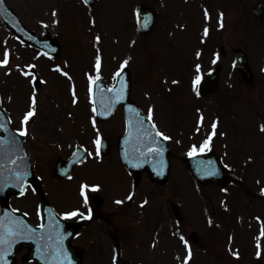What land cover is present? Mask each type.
<instances>
[{
	"label": "rangeland",
	"instance_id": "374dc122",
	"mask_svg": "<svg viewBox=\"0 0 264 264\" xmlns=\"http://www.w3.org/2000/svg\"><path fill=\"white\" fill-rule=\"evenodd\" d=\"M6 3L27 27L40 36L46 32L56 36L58 32L61 40V59L53 63L39 60L36 51L17 44L0 22V56L3 50L9 55L8 63L1 64L4 60L0 62V106L10 100L7 109L16 118L24 112L26 115L33 111L35 118L30 123L26 147L44 182L54 159L72 150L71 141L87 144L85 134L75 136L73 132L80 127L88 128L85 77L91 73L93 79L102 76L108 83L116 60H123L133 71L134 99L145 112L153 111L158 125L172 136L174 154L180 157L185 149L197 146L191 142L198 137L216 133L214 138H217L219 132L221 139L218 138L217 142L214 139L216 145L213 143V150L216 149L222 157L226 152L229 170L238 176L226 189L201 187L187 178V172L181 169L183 163L181 160L176 162V158L173 160L176 174L168 185L155 189L156 186L143 182L136 190L129 188L125 198L120 193L114 203L104 208L110 222L117 223L121 228H142L141 219L137 217L140 214L135 209L139 203L145 202L148 205L146 218L151 221L149 233L151 227L160 225V233L166 234L158 236V241L152 246L141 244L136 252L134 246L133 250L127 248L130 257L137 255L131 260L141 264H150V260L156 264H168L167 260L173 259L175 261L170 264L177 261V264H185V261L187 264H264V237L260 234L264 231V132L259 130L264 127V70L261 68L264 62L261 40L264 42V34L260 36L257 33L260 25L251 14L253 6L264 4V0H97L94 11L85 8L81 0H6ZM144 3L157 9L158 15L154 33L145 39L132 34L131 15ZM243 19L246 20L245 26ZM130 37L133 39L129 42ZM257 37L263 39L259 41ZM138 39L144 41L139 42ZM221 46L227 56L220 59L222 77L218 92L214 96L198 98L194 88L198 76L196 69L200 67L207 73L215 64L211 53L219 56ZM237 46L245 49L250 58L255 79L252 86L243 84L229 63V49ZM140 48L144 51L134 52ZM99 58L103 61L99 62ZM62 60L69 63L67 71L76 87L82 90L77 97L65 79L66 72L56 75L50 70L55 64L63 66L60 63ZM96 64L101 67L97 72ZM32 69L39 78L42 76L45 79V83L38 88L28 86L32 83L29 74ZM167 70L171 73L167 74ZM176 79L180 80V84L175 83L178 82ZM174 88L185 92L178 96ZM188 90L197 97L192 99L193 102L186 93ZM202 116L203 126L200 135H197L196 129ZM111 124V128L104 133L115 144L119 118ZM259 156H262L260 160ZM177 166H181L179 170ZM79 171L80 177L75 178V182L95 183L101 190H104L103 186L110 188L114 185L116 176L110 166L97 168L85 164ZM69 189L68 186H61L51 193L56 207L68 206L69 201L64 195L68 193L64 191ZM114 192L108 191L107 196L115 197ZM35 202L30 193L23 199L12 201L15 207L32 215ZM171 203L183 206L189 224L177 226L173 221ZM98 213L101 211L98 210ZM178 228L185 235L178 232ZM191 231H197L201 241L198 245L192 244L194 251L189 260L184 257L180 239L188 240L187 235ZM231 235L234 242L230 240ZM122 236L127 239L133 237L131 234ZM104 246L108 248V244ZM255 249L263 250L262 256L257 259H253ZM231 252L240 255L239 262ZM154 255L159 257L157 262ZM84 264L98 263L86 260ZM114 264L128 263L122 260Z\"/></svg>",
	"mask_w": 264,
	"mask_h": 264
},
{
	"label": "snow or ice",
	"instance_id": "6c2138e0",
	"mask_svg": "<svg viewBox=\"0 0 264 264\" xmlns=\"http://www.w3.org/2000/svg\"><path fill=\"white\" fill-rule=\"evenodd\" d=\"M207 15V14H206ZM223 25L221 24V27H222ZM205 35H207V29H205ZM4 63H7V54H5V60H4ZM196 82L198 83L199 82V78L197 77V80H196ZM34 113L32 112V111H29L27 114H26V116H25V122L28 120V118L29 117H31L32 115H33ZM213 129H215V124H213ZM262 131H264V128H262L261 129ZM25 133L24 132H21L20 133V135H24ZM97 143H99V141H97ZM202 147H207V142L205 143V145L204 146H202ZM82 195H83V191H82V193H81ZM75 213H73V215H74ZM191 254L189 253V256H190ZM114 261H115V258H114ZM185 264H187V261H185Z\"/></svg>",
	"mask_w": 264,
	"mask_h": 264
},
{
	"label": "flooded vegetation",
	"instance_id": "af4514ba",
	"mask_svg": "<svg viewBox=\"0 0 264 264\" xmlns=\"http://www.w3.org/2000/svg\"><path fill=\"white\" fill-rule=\"evenodd\" d=\"M98 236H99V231H98V229L96 230V237L98 238ZM93 249H94V251L96 250V252L98 251V248H97V246H96V248L95 247H93Z\"/></svg>",
	"mask_w": 264,
	"mask_h": 264
}]
</instances>
